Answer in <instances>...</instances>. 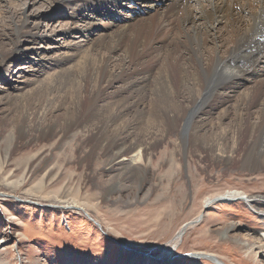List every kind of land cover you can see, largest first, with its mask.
<instances>
[{"label":"rangeland","instance_id":"1","mask_svg":"<svg viewBox=\"0 0 264 264\" xmlns=\"http://www.w3.org/2000/svg\"><path fill=\"white\" fill-rule=\"evenodd\" d=\"M56 1L0 0V264H126L129 249L154 264H264L262 254L243 248L264 244V211L218 197L238 190L263 202L264 169L247 177L239 157L225 164L200 147L175 151L182 121L150 151V162H134L145 171L115 172L101 147L124 135L116 133L119 121L105 126L111 109L104 96L94 109L85 102L74 112L68 102L39 118L55 55L82 41L72 33L69 7ZM32 22L42 35L37 39L29 34ZM87 113L93 136L80 125L54 149L61 124ZM41 121L54 125L56 135L29 144ZM141 123L130 124L138 140ZM208 198L214 202L206 206ZM199 216L192 229L183 228ZM196 254L203 257L193 260Z\"/></svg>","mask_w":264,"mask_h":264},{"label":"bare ground","instance_id":"2","mask_svg":"<svg viewBox=\"0 0 264 264\" xmlns=\"http://www.w3.org/2000/svg\"><path fill=\"white\" fill-rule=\"evenodd\" d=\"M56 2L69 7L72 33L82 41L70 42L75 45L69 46L71 50L55 55L39 118L68 102L74 112L85 102L89 104L86 110L94 109L104 96L102 102L110 103L111 109L105 126L119 121L116 133L124 135L101 147L107 165L115 172L145 171L134 162H150V151L182 121V137L172 142L175 151L184 155L193 146L200 147L208 158L225 164L239 157L247 177L264 169V0ZM35 23L29 34L37 39L42 35ZM70 77H74L72 81L67 80ZM89 116L79 119L76 114L57 127L54 149L71 139L75 130L79 132L80 125L91 138L96 128L86 125ZM124 117L127 120L122 122ZM141 119L147 121L142 124ZM132 122L142 124L139 140L130 132ZM55 128L41 121L38 136L28 143L47 141L56 135L52 134ZM218 197L240 201L256 213L264 211V201L242 191L229 190ZM213 202L208 198L204 205ZM200 220L199 216L183 228L190 230ZM182 231L171 250L177 247ZM243 248L250 254L254 248L264 258V244H243ZM124 250L121 246L119 259ZM129 250L132 254L126 255V264H154L153 259ZM194 256L196 261L203 257ZM210 261L218 264L215 259Z\"/></svg>","mask_w":264,"mask_h":264}]
</instances>
